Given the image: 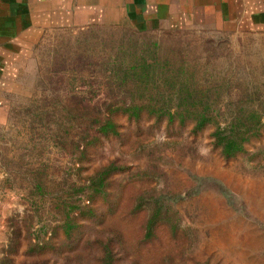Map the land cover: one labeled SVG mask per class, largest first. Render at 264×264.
Returning a JSON list of instances; mask_svg holds the SVG:
<instances>
[{"label": "rangeland", "instance_id": "obj_1", "mask_svg": "<svg viewBox=\"0 0 264 264\" xmlns=\"http://www.w3.org/2000/svg\"><path fill=\"white\" fill-rule=\"evenodd\" d=\"M144 57L162 74L150 84L157 97L171 89L163 75L177 74L209 97L212 120H229L240 106L264 112V32L46 29L21 63L0 134V264H99L105 242L120 264H264V128L228 157L214 124L196 132L192 122L119 111L117 132L102 133L91 121L110 103L145 99H132V83L114 71ZM111 162L118 172L105 193H93L90 178ZM71 200L96 214L80 215L68 237Z\"/></svg>", "mask_w": 264, "mask_h": 264}, {"label": "crops", "instance_id": "obj_2", "mask_svg": "<svg viewBox=\"0 0 264 264\" xmlns=\"http://www.w3.org/2000/svg\"><path fill=\"white\" fill-rule=\"evenodd\" d=\"M128 24L264 32V0H0V134L21 63L48 28ZM0 150V164H1Z\"/></svg>", "mask_w": 264, "mask_h": 264}, {"label": "trees", "instance_id": "obj_3", "mask_svg": "<svg viewBox=\"0 0 264 264\" xmlns=\"http://www.w3.org/2000/svg\"><path fill=\"white\" fill-rule=\"evenodd\" d=\"M157 64L156 60L153 61L144 57L137 62H131L123 70H114L115 73H119L118 80L121 83L126 84L129 81L132 83L127 84V91L132 99L136 95L145 97V99L142 102L126 101L117 105L108 104L104 109L106 111L104 116L91 120L93 123L98 121L97 128L100 132H117V122L113 114L119 111L125 112L136 119H139L143 112H147L160 119L167 118L169 123L185 125L187 122H192V129L196 132L209 124H214L215 128L212 135L215 143L221 146L223 154L229 157L242 151L246 142L251 137L259 135L261 129L264 128V112L255 107L240 106L233 113V118L229 120H212L218 112L210 103L209 97L196 94L190 85L191 83L181 81L177 74L163 75L165 83H168L171 89L167 94L159 92L160 95L157 97L156 92H152L150 87L151 83L157 84L159 75H162L161 73L158 75ZM112 72L113 70L110 73ZM171 100H176V103H170ZM191 115H194L195 119L187 120ZM117 167L119 166L111 162L90 178L93 193L103 194L106 192L110 177L118 172ZM156 211H159V209ZM95 214V206L91 204L82 205L80 202L71 200L69 208L66 210L64 232L68 237H71L73 230L82 225L80 215L93 217ZM156 223L155 215L151 216L147 222L146 237L154 235ZM113 245L110 242H105L99 264H120Z\"/></svg>", "mask_w": 264, "mask_h": 264}]
</instances>
